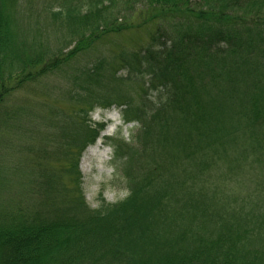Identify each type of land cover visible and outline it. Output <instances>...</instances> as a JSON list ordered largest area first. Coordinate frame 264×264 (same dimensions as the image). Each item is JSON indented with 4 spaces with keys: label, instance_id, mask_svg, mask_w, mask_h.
I'll return each mask as SVG.
<instances>
[{
    "label": "trees",
    "instance_id": "obj_1",
    "mask_svg": "<svg viewBox=\"0 0 264 264\" xmlns=\"http://www.w3.org/2000/svg\"><path fill=\"white\" fill-rule=\"evenodd\" d=\"M193 1L0 0V264H264L247 219L208 228L204 187L208 150L229 134L221 107L262 138L264 159V29L240 25L264 0ZM168 11L181 17L161 26ZM137 16L151 19L141 47L63 68ZM113 108L132 125V143L121 129L104 138L127 196L92 208L79 161L108 125L91 115Z\"/></svg>",
    "mask_w": 264,
    "mask_h": 264
},
{
    "label": "rangeland",
    "instance_id": "obj_2",
    "mask_svg": "<svg viewBox=\"0 0 264 264\" xmlns=\"http://www.w3.org/2000/svg\"><path fill=\"white\" fill-rule=\"evenodd\" d=\"M263 0H259L256 4L258 6ZM200 2L201 0H194L193 4ZM195 7L191 6L189 11ZM252 13L242 12L240 16L243 18L240 21V25L249 26L250 22L256 19L261 28L264 29V10L255 9V7L248 8ZM171 14V18L166 19L162 14L156 21L161 26H170L178 21V17L181 15L177 11H168ZM150 16L140 18L137 16L135 21L130 24L128 29V23L125 20H121L115 26L116 33L107 35L96 47L90 48L87 45L81 46L82 51L77 54L67 64H64V69L82 67L86 63L98 58L101 55L109 56L113 51H119L122 49L129 50L135 48L138 45L140 47L149 41V32L141 27L146 21H149ZM129 20V19H127ZM151 21V19H150ZM127 28V29H126ZM154 30V27L152 28ZM163 34V33H161ZM66 35H60L59 40ZM161 42H166V37L161 36ZM72 49V48H71ZM79 56V57H78ZM122 74H124L122 72ZM62 76L57 74L49 78V83L57 82V77ZM32 90V91H30ZM239 90V89H238ZM36 89L31 87L29 90H24L20 93V98H26L29 105L31 101L40 100L36 95ZM156 95V94H154ZM230 103V102H229ZM60 108L68 109L70 106L66 103V100L60 98L58 101L52 102ZM232 106V105H228ZM230 107H221L223 109L220 128H226L229 132L227 136L218 141L217 146L214 145L209 152V160L206 164V180H204L205 192L209 205L211 206L213 215L210 230L213 228L218 229L222 225L218 221L217 216H223L230 220L231 215L235 214L238 217L247 219V226L249 232L245 234L246 243L254 246L256 249H264V159L257 153L253 155L252 148L256 146L258 142H262V138L253 139L252 132L249 136V124H238L242 119L234 118L231 120ZM241 107H233L234 111L240 110ZM92 121L104 122L108 124V127L101 135L100 139L94 146L89 147L82 159L79 161V169L83 174V188L86 194L87 201L92 208H97L101 204V199H104L108 203H115L127 196L126 186L124 182L115 180L113 181L114 169L110 162L112 158V149L105 145L104 138L107 136H113L120 128V124L123 123L120 112L118 109L113 108L109 111L97 110L91 115ZM240 121V122H239ZM225 125V127H223ZM130 127L132 125L123 126L122 137L126 139L125 142L132 143L130 135ZM135 134V133H133ZM105 136V137H104ZM258 140V141H257ZM216 147V148H215ZM215 148V149H214ZM262 152V151H261ZM261 158V162H259ZM187 163V162H186ZM188 168L190 169V165ZM64 165V162L63 164ZM186 167V165H184ZM184 169L176 171L184 179ZM189 172L187 171L186 174ZM209 182V184H208ZM188 184V182H187ZM241 222V220H240ZM241 227L239 228V231ZM257 236V237H256ZM2 259L0 258V263Z\"/></svg>",
    "mask_w": 264,
    "mask_h": 264
}]
</instances>
